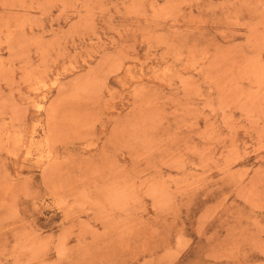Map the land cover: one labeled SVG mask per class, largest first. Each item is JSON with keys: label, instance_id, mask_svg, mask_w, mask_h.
<instances>
[{"label": "rangeland", "instance_id": "obj_1", "mask_svg": "<svg viewBox=\"0 0 264 264\" xmlns=\"http://www.w3.org/2000/svg\"><path fill=\"white\" fill-rule=\"evenodd\" d=\"M0 264H264V0H0Z\"/></svg>", "mask_w": 264, "mask_h": 264}]
</instances>
